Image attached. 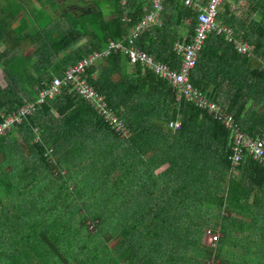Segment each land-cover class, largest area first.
<instances>
[{
	"label": "trees",
	"instance_id": "1",
	"mask_svg": "<svg viewBox=\"0 0 264 264\" xmlns=\"http://www.w3.org/2000/svg\"><path fill=\"white\" fill-rule=\"evenodd\" d=\"M99 1L81 14H62L70 29L58 37L44 28L34 33L29 53L0 24V120L35 100L64 66L127 33L151 0ZM240 1L223 2L217 19L251 53L212 32L190 81L243 132L263 137L264 62L257 56L264 58V0ZM195 26L193 9L162 0L160 23L135 42L176 68L172 43L181 36L189 42ZM82 75L128 134L119 135L68 84L0 133V264H264V164L242 154L233 166L229 130L175 99L165 79L121 51ZM178 114L179 126H170ZM93 191L90 210L84 201ZM206 229L221 232L213 245L204 243ZM14 255L26 257L8 263Z\"/></svg>",
	"mask_w": 264,
	"mask_h": 264
},
{
	"label": "built area",
	"instance_id": "2",
	"mask_svg": "<svg viewBox=\"0 0 264 264\" xmlns=\"http://www.w3.org/2000/svg\"><path fill=\"white\" fill-rule=\"evenodd\" d=\"M124 1L120 0V3H124ZM161 1L151 0L150 8L147 10L143 8L144 12L141 17L119 39H109L105 48L91 50L74 63L64 66L60 74L61 77H59L60 75L55 76L45 84L37 93L35 100L27 101L15 109L3 113V118L0 120V133L6 132L5 130L14 122H19L32 114L38 104L44 102L47 98L54 97L61 91L63 85L68 84L69 89L74 88L82 97L91 101L99 115H102L119 135H127V127L124 125L123 120L107 105L105 95L95 91L82 75L84 69L98 58H102L111 52L121 51L129 63H137L141 70L148 69L165 79L174 89L173 96L175 99H185L206 110L229 130L233 143V154L230 156L233 166L239 164L242 154H248L252 157V160L264 164V136H250L243 132L239 128L237 120L231 114L222 109L219 104L208 100L190 81V72L197 62L204 41L208 34L212 32L223 34L227 41L234 43V47L238 52L247 55L251 53V45L236 39L233 36V30L217 19L222 3L231 2L232 0H178L180 4H184L196 12V26L189 42L181 36L180 39H176L172 43V50L179 56V63L176 68L155 59L147 51L138 47L135 42L136 37L143 30L160 23ZM240 3L239 0L238 4ZM179 117L180 114L177 115L175 120L169 121L168 124L172 127H178L180 124ZM205 234L207 244L213 245L218 237L217 232L206 229Z\"/></svg>",
	"mask_w": 264,
	"mask_h": 264
},
{
	"label": "crops",
	"instance_id": "3",
	"mask_svg": "<svg viewBox=\"0 0 264 264\" xmlns=\"http://www.w3.org/2000/svg\"><path fill=\"white\" fill-rule=\"evenodd\" d=\"M63 1L66 3L68 2V0H0V24H8V29L11 32L10 37L15 39L16 42L22 46H19L21 50L25 49L23 53H29L34 47L26 40L34 36V33L44 28L51 37H58L66 30L70 29L63 17L61 18L62 14L68 12L81 14L80 12L82 10H90L91 8V0H83V4L81 5L77 3L76 6H67L69 10L66 12L63 9L61 10V8H57L58 4H61ZM69 1L74 2L75 0ZM105 5L106 3L104 5L102 4V7H106ZM107 17L108 15H106V18ZM18 28L19 31L16 32L15 29ZM84 39L85 38H82V40ZM81 41L69 46L68 49L79 44ZM257 58L261 62L264 61L262 56H257ZM219 236H221V232L218 230V237ZM203 239L204 243L207 244L206 238Z\"/></svg>",
	"mask_w": 264,
	"mask_h": 264
},
{
	"label": "rangeland",
	"instance_id": "4",
	"mask_svg": "<svg viewBox=\"0 0 264 264\" xmlns=\"http://www.w3.org/2000/svg\"><path fill=\"white\" fill-rule=\"evenodd\" d=\"M57 1H61V0H57ZM92 1V0H91ZM99 2H101V4H98V6H101L102 4L104 5L105 4V1H103V0H101V1H99ZM77 3L79 4V5H81V4H83V2H78L77 0H75L74 2H70L69 0H68V2L66 3V2H62L61 4H58V6H57V8H61V10L63 9V10H65L66 12H67V10H69V7H68V9H67V6H76L77 5ZM85 4H87V3H85ZM91 5H92V3H91ZM106 6V5H105ZM71 9V8H70ZM108 15V17L109 16H112V15H114V13H108L107 14ZM107 17V18H108ZM116 76H114V78H115ZM0 84L3 86L4 84H5V82H4V80H3V77H2V73L0 72ZM84 159V158H83ZM88 159L89 158H85V160H86V162H88ZM88 164V163H87ZM163 167V166H162ZM161 167V168H162ZM7 169H8V167H6ZM160 169V168H159ZM159 169H157V170H159ZM77 171L79 172V170L77 169ZM63 173V172H62ZM29 196V195H28ZM97 196H98V192L97 191H93L92 193H91V195H90V197L87 199V200H85L84 202L86 203V205H87V207L90 209V210H95V207H96V204H97ZM90 221H88V223H89ZM230 249H233L232 247H230L229 245H226V247H225V250H227V251H229ZM30 252H31V250H29ZM29 252V253H30ZM20 257V258H19ZM24 257H26L25 255H24ZM22 255H20V256H18V255H14L12 258H10L9 259V262L8 263H11L10 261H19V260H21V259H23L24 258ZM32 257H34L32 254H31V257L30 258H32ZM35 262H36V260L35 259H33L32 260V264H35ZM39 263V262H38ZM40 264V263H39Z\"/></svg>",
	"mask_w": 264,
	"mask_h": 264
}]
</instances>
